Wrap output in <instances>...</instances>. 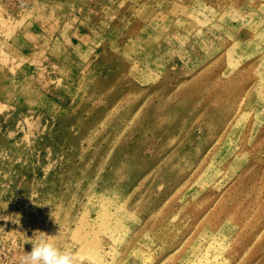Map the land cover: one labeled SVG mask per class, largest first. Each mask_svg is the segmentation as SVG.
<instances>
[{
	"label": "rangeland",
	"instance_id": "1",
	"mask_svg": "<svg viewBox=\"0 0 264 264\" xmlns=\"http://www.w3.org/2000/svg\"><path fill=\"white\" fill-rule=\"evenodd\" d=\"M264 264V0H0V264Z\"/></svg>",
	"mask_w": 264,
	"mask_h": 264
},
{
	"label": "clouds",
	"instance_id": "2",
	"mask_svg": "<svg viewBox=\"0 0 264 264\" xmlns=\"http://www.w3.org/2000/svg\"><path fill=\"white\" fill-rule=\"evenodd\" d=\"M56 237L42 231L34 232L29 239L32 250L25 253L24 264H76V255L71 249L53 243Z\"/></svg>",
	"mask_w": 264,
	"mask_h": 264
}]
</instances>
